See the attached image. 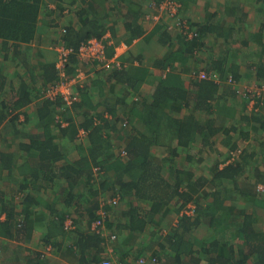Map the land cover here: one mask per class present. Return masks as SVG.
<instances>
[{
	"label": "crops",
	"instance_id": "obj_1",
	"mask_svg": "<svg viewBox=\"0 0 264 264\" xmlns=\"http://www.w3.org/2000/svg\"><path fill=\"white\" fill-rule=\"evenodd\" d=\"M176 1L180 4L179 17L187 23L189 33H197V39L178 36L180 31L174 28L175 20H168L161 8L166 0H44L39 16L41 30L33 43L23 44L9 53L10 45L5 48L0 41V56L8 54L6 61H0V86L3 80L16 82L13 87L0 89V98L10 106L0 122V264H135L137 259L149 257L158 249L159 239L153 236L151 224L143 234L131 233L125 227L129 222L125 216L129 206L147 215L149 208L143 202L122 197L123 204L111 211L100 235L103 240L98 242L93 236L92 217L85 200L81 199L78 204L86 211H79L77 205L82 184L72 189L75 194L72 198L71 189L61 176L55 178L50 173L47 177L53 178V183L49 179L37 183L30 180L24 164L36 165L38 156L30 157L27 149L34 138L44 140L47 129L51 128L52 138L64 154L59 166L79 158L76 144L81 124L85 117L95 115L91 109L80 107L82 99L87 97L97 113L110 116L107 109L113 106L120 116L133 108L136 97L150 106L158 82L166 80L169 87L182 83L188 90L186 99H191L189 103L168 102L166 115L177 119L175 126L192 115L200 127L211 123L220 132L214 137L213 146L206 148H202L204 132L199 133L193 147L195 155L189 157L191 161H188V150L179 151L174 157L167 146L160 148L159 155L174 159L175 169L191 172L196 180L211 181L216 170L242 153V156L253 155L244 178L252 180L251 176L264 173V94L258 89L264 85V0ZM65 28L82 42L98 37L108 40V62L93 63L88 72L90 82L82 89L77 87L79 94L85 96L80 97V108L77 102L69 110L67 117L72 120L71 126L57 119L63 99L57 98L51 103L41 94L48 83L46 70L54 74L53 66L58 63L56 47L62 46L60 37ZM73 56L72 65L80 64L78 56ZM120 72L128 74L117 77ZM203 73L206 79L201 78ZM203 81L213 82L216 88L213 99L199 104L195 98L204 88H199L198 83L206 84ZM130 82L139 88L136 94L130 89ZM22 89L30 101L13 110L18 99L14 94ZM1 109L0 103V113ZM138 109L143 107L139 104ZM148 111L153 120V110ZM139 113L127 120V125H121L119 134H114L117 147L127 142L133 131L132 123H135L134 129L150 135L148 128L144 131L143 117L148 118V114ZM157 120H153L156 127L176 130L175 126L158 125ZM226 130L230 133L225 136ZM124 132V136H119ZM161 141L163 145L176 146V132L166 131ZM233 145L235 148L231 150ZM213 187L211 184L201 189L191 187L189 193L193 200L183 210H189L192 204L194 208L197 204L205 208L204 194H209ZM24 193L29 194L26 201ZM112 195L110 190L99 197L105 202ZM11 208L20 216H15L13 224L10 222V227L3 230L1 226L8 220L6 215ZM64 216L69 218L63 219ZM175 216L172 227L176 226L180 216L172 210L163 217L156 216L154 225ZM19 220L24 224L22 229L14 226ZM74 227L75 231L65 230Z\"/></svg>",
	"mask_w": 264,
	"mask_h": 264
},
{
	"label": "trees",
	"instance_id": "obj_2",
	"mask_svg": "<svg viewBox=\"0 0 264 264\" xmlns=\"http://www.w3.org/2000/svg\"><path fill=\"white\" fill-rule=\"evenodd\" d=\"M43 4H45L44 0H0V41L5 48L10 45L9 53L23 44H31L36 40L41 30L39 16ZM71 33L74 32L68 33V30L64 29L62 36L60 35V39L63 40L61 45L73 48L77 53L82 43L89 39L82 42L75 39ZM178 36L188 39V35L182 32ZM97 39L105 43L107 50L108 40L104 37ZM185 43L188 44L189 42L185 41ZM7 56L8 54L0 56V61H6ZM72 57L74 56H71L67 69L68 76H70L69 73H75L79 67V64L72 65ZM53 72L54 74L51 70H46L45 78L48 83L43 87L45 90L56 85L57 79H59L56 64L53 66ZM127 74L120 72L116 76L121 77ZM203 82L206 83L207 81ZM15 84L16 82L3 80L0 89L2 90L7 86L10 88ZM198 84L200 85L199 88H204L198 91L195 98L196 102L201 104L214 98L216 87L213 82ZM129 87L134 94L139 91L135 83L130 82ZM45 90L41 91L42 96ZM155 92L152 95L153 102L150 106L136 97L133 108L120 116L116 113V109L110 106L107 109L110 116L105 117V113L96 112L95 107L91 105L90 97L82 99L83 102L80 107L91 109L92 114L95 115L85 117L81 124L82 127L79 132L84 131L86 136L85 139H79L77 146L75 145L80 153L79 158L71 162L66 161L62 167L59 166L58 164L64 160V154L53 140L51 128L47 129L43 137L44 140L34 138L27 149L30 157L38 156L35 161L36 165H31L30 162L24 164L31 177L30 180L37 183L40 180L46 182L49 179L53 183L54 179L47 177L53 173L54 175L51 176H55V178L61 176L60 179L62 178L67 182L71 192L77 184H82L83 191H80L77 200L79 211H86L78 204L83 199L90 210L91 225L95 221L102 220L99 211L107 212V218L102 220L104 228L111 211L118 206H112L109 203L103 206L104 202L99 197L101 193L117 190L116 192L121 193L124 198H131L138 203L146 204L149 208L147 215L142 214L137 208H130L131 206H129V210L126 211L127 213L125 212L129 222L125 227L131 233L143 234L147 225L151 224L154 228L153 236L160 240H158V249L151 256L139 258L134 262L135 264H264V173L260 172V174L251 176L252 180L243 178L250 170L253 155L245 153V156L235 158L233 162L221 170H216L211 181L207 178L196 180L194 179L195 175L191 172L178 171L174 168L176 167L174 159L159 155L161 147L167 146L168 149H172L169 153L174 157L176 154L188 150V161H191L189 157L195 155L193 147L199 133L204 132L202 133V148H206L213 146L214 137L220 131L214 129L211 123L207 127H200L192 115L182 119L180 124L178 123V127L175 126L177 119L166 115L165 110L168 102L186 101L189 103L191 98L186 99L188 90L182 83L169 87L168 82L162 80L157 83ZM82 95L85 96L82 93L80 97ZM14 96H18V99L14 101L13 110L30 101L26 100L23 89L19 93H15ZM47 101L52 103V100ZM0 103L2 107L0 122H2L5 119L4 113L10 106L2 97ZM139 104L143 110L138 109ZM75 106L76 104L72 108ZM59 108L61 112L57 110V119L62 124L68 122L71 126L72 120L67 117L69 110H62L64 104L61 107V103ZM149 109L153 110L152 115L155 116L153 120H157L156 116L158 117L156 121L158 125L175 126L174 129L176 130H164L165 127H156L155 122L150 118L151 114H148ZM138 110L144 115L148 114V118L143 117L146 127L144 131L148 128L150 135L142 133L137 128L134 129L135 123H132V134L129 135L125 145H118L119 147H117V139L114 138V134L122 131L121 125H127V120L130 121L132 117L140 114ZM60 126L62 125L60 124ZM166 131H169L170 134L176 132V146L161 144V139ZM229 133L230 130L223 132L225 136ZM124 135L125 132L119 136ZM85 140L87 144H84ZM234 148L235 145L231 146V150ZM120 152H125L126 158L121 157ZM95 169L98 171L96 172ZM253 181L256 183L252 184ZM209 184L214 187L209 194H204L207 201L205 208L197 204L193 215L187 214V210L184 211L183 208L193 200L189 189L193 186L201 189ZM244 184L246 188L242 187ZM253 185L255 191L252 189ZM74 195L72 192V198ZM28 196L29 194L24 193V201L27 200ZM171 210L179 213L180 217L177 225L166 232V235H163L158 222L154 225V218L158 215L163 217L165 213ZM182 210L183 214L181 215ZM9 211L6 215L9 217L8 220L6 219L7 221L4 222V227L1 226L3 230L10 227V222L13 224L12 220L16 216L13 208ZM19 216L20 214L17 213L16 217ZM66 217L69 218V216H64L63 219ZM70 218L72 219V217ZM18 222L14 225L15 228L22 229L24 226L22 220ZM75 229L76 227L65 230L72 232ZM93 233H95L94 238L99 242L102 239L100 236L102 233L97 234L94 231ZM43 257L42 254L41 259ZM140 260L145 262L140 263Z\"/></svg>",
	"mask_w": 264,
	"mask_h": 264
},
{
	"label": "built area",
	"instance_id": "obj_3",
	"mask_svg": "<svg viewBox=\"0 0 264 264\" xmlns=\"http://www.w3.org/2000/svg\"><path fill=\"white\" fill-rule=\"evenodd\" d=\"M161 8L165 11L168 20H175V29L187 34L188 38L196 36L197 33L188 32L186 26L187 23L182 21L179 17L180 4L176 0H166V3ZM156 19L159 18H155V20ZM56 48L58 52V63L56 64V68L58 70L59 82L52 88L45 90L44 97L45 99L52 101L56 100L57 98L63 99L64 108L62 110H66L72 108L77 102L80 101V94L78 92L79 89H77V87L79 86V88L82 89L85 87V83L89 82L90 77L88 72L90 71L92 64L95 62L100 64L108 62L106 56V45L102 42V40L93 38L82 43L77 53L73 48L63 45ZM74 54L78 56L80 64L74 73V77H70L67 75V69L70 64V58ZM206 77V73L201 74V78L206 79ZM258 89L261 90L262 94H264V85ZM85 136L86 133L81 130L79 132L80 139H83ZM120 156L126 158L125 152H121ZM95 171L97 172L98 169H95ZM118 198L120 199L119 196L110 198L106 201V203L104 202L103 206H105L107 203L111 204L112 206H118ZM194 209L195 208L193 206L190 207L188 210L189 215H193ZM99 215L101 216L102 220L107 218V212L104 210L99 211ZM102 220L95 221L92 224L93 231L97 234H100L101 230L104 228V223ZM113 239L114 238L112 237L111 240ZM144 262V260H140V263Z\"/></svg>",
	"mask_w": 264,
	"mask_h": 264
},
{
	"label": "rangeland",
	"instance_id": "obj_4",
	"mask_svg": "<svg viewBox=\"0 0 264 264\" xmlns=\"http://www.w3.org/2000/svg\"><path fill=\"white\" fill-rule=\"evenodd\" d=\"M85 84H87V83H85ZM71 109V108H70ZM70 109H68V110H70ZM78 139H79V137H78ZM161 148H165V146H163V147H161ZM241 150H243L242 148H241ZM243 154V153H242ZM242 154H241V156H242ZM236 156V155H235ZM245 156V155H244ZM236 158H239V157H237L236 156ZM232 162L234 161V160H231ZM231 161H230V163H231ZM227 165V164H226ZM248 177V176H247ZM244 178V177H243ZM244 179H246V177L244 178ZM113 197H117V196H119L120 197V199L118 198V201H119V207L123 204V200H122V196L120 195V193L119 192H116V191H113V195H112ZM105 200V199H104ZM125 200V199H124ZM105 203H106V201H105ZM194 204H192V205H190V206H193ZM186 210H188V208H186ZM176 216L172 219V218H169V219H164L163 221H159L158 222V224L161 226V233L163 234V235H166L167 233L165 232V231H168L169 229H171L172 228V225L173 224H175L176 223ZM190 238L191 239H193V237L192 236H190ZM160 240V239H159ZM113 247V246H112Z\"/></svg>",
	"mask_w": 264,
	"mask_h": 264
},
{
	"label": "clouds",
	"instance_id": "obj_5",
	"mask_svg": "<svg viewBox=\"0 0 264 264\" xmlns=\"http://www.w3.org/2000/svg\"><path fill=\"white\" fill-rule=\"evenodd\" d=\"M120 154H121V152H120ZM120 154H119V155H120Z\"/></svg>",
	"mask_w": 264,
	"mask_h": 264
}]
</instances>
